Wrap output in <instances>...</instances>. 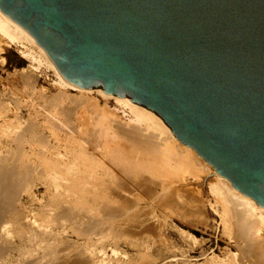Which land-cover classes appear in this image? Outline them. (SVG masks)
I'll return each mask as SVG.
<instances>
[{
	"label": "bare ground",
	"instance_id": "bare-ground-1",
	"mask_svg": "<svg viewBox=\"0 0 264 264\" xmlns=\"http://www.w3.org/2000/svg\"><path fill=\"white\" fill-rule=\"evenodd\" d=\"M0 36L29 60L21 76L32 96L42 68L57 87L55 96L39 94L42 102L19 100L15 127L13 109L0 98V264H133L127 250L119 253L123 245L140 264H264V209L220 179L157 115L102 89L67 84L41 44L1 11ZM188 177L206 178L211 200L195 194L186 207L179 185ZM209 208L235 251L227 245L216 256L205 242L192 258L197 252H180L167 232Z\"/></svg>",
	"mask_w": 264,
	"mask_h": 264
},
{
	"label": "water",
	"instance_id": "water-1",
	"mask_svg": "<svg viewBox=\"0 0 264 264\" xmlns=\"http://www.w3.org/2000/svg\"><path fill=\"white\" fill-rule=\"evenodd\" d=\"M61 78L157 115L264 209V0H0Z\"/></svg>",
	"mask_w": 264,
	"mask_h": 264
},
{
	"label": "rangeland",
	"instance_id": "rangeland-1",
	"mask_svg": "<svg viewBox=\"0 0 264 264\" xmlns=\"http://www.w3.org/2000/svg\"><path fill=\"white\" fill-rule=\"evenodd\" d=\"M5 40L6 39L3 40V38L0 36V49H1V52H0V93L3 94V95L0 94V96H1L0 98H3V99L6 98V100H7L6 102L10 106L9 112H10V109L11 110L13 109V111H11L12 113L8 112L9 113L8 114V116H9L8 121L10 122L9 123L10 125L15 127V126H19L18 125L19 121L16 119V117H13V116H15L14 110L17 111V108H16L18 105L17 102L19 100L23 101L21 104V106H22V105L26 104V102H24V101H26L30 96H32L31 90L29 89V91H30L29 92L28 89L23 84L22 76H21L30 67V62L26 58V56L22 53V48L19 47V45H16V44L11 45L10 44V46H9L8 41L6 40L7 41V43H6ZM1 58L5 59V62H3L4 64L1 63V61H2ZM37 72L38 73H36V75H38L37 76L38 77V82H37L38 85L36 84V92L37 91L38 92L37 93L35 92V94H34L35 96L33 95L34 97L33 96L32 97L35 100H39V102H42V101H40V98L42 95L51 97V96H55L57 94V87L55 86V82H54V81H56V78H55V76H53L54 75L53 72L47 71L44 68L38 70ZM39 91H41V92H39ZM69 94L73 96V95H76L77 93H76V91H70ZM109 106L112 110L116 111V113L120 117L124 116L123 110L119 106H117L114 101L110 102ZM14 108H16V109H14ZM22 110H23L22 112L25 114L26 113L25 110L24 109H22ZM10 114H11V116H10ZM10 117H12V118L10 119ZM13 121H15V122L12 124ZM2 122L3 121L0 120V126L2 125ZM188 178H189L188 181L185 182L186 184L183 183L182 185L181 184L179 185V186H181V190H180L181 196H183V197H181V202L184 205L186 204V207L189 204V200H190L189 197L192 198L193 195H194L193 197H195L197 195V197H200L204 202L205 201L207 202V200L208 201L211 200V196H210V193L208 191V186H207L208 183H206V178H204V177L201 179H194L192 177H188ZM182 198H184V199H182ZM156 214H160V212L157 211ZM198 220L193 221L195 223L191 222V224L187 223V221H185V223H187V224L183 223L182 226H181V224L174 222V224L176 223L175 224L176 226L171 225L172 228L171 227L169 228L170 233L167 232L168 233L167 236L168 237L170 236L169 237L171 239L170 241H173L174 244L177 243V247L180 248V250H181L180 252H185V251L192 249V251H194V252L196 251L197 253H194V254L192 253V255L189 253L190 255L188 254V256H190V257L194 256L192 258H197V257H199L200 252H201L199 250L201 248L200 244L205 243V242H207L206 248H208V249L211 248L210 251H213V254L216 256L221 257L222 256L221 254H223L222 251H225L226 247L227 248L230 247V249L235 251V249H233V247H232L234 244L230 243V242H232V240L230 241L229 240L230 237L223 235L222 228H220V226H219L220 225L219 224L220 219L216 216V214L212 211L211 208L206 210V212L204 211V216H202V219L198 218ZM203 221L205 224L209 225L208 227H210V228H207V225L205 227L204 226L205 224L203 223ZM198 223L199 224L201 223V224L199 225ZM192 224H194V225H192ZM178 227L181 230V232L178 229H176ZM170 229L171 230L174 229L175 231L173 230L171 233ZM216 229H217V233H216ZM182 231H183V233H182ZM184 233L187 234L189 236V238H182L181 234L184 235ZM193 240L197 241V242H195V244H193L194 246L192 245V243H194ZM228 242H229V244H228ZM196 244H197V246H195ZM227 245H229V247ZM188 246L189 247L191 246V247L189 248ZM192 247H195V248L193 249ZM120 248L118 249L120 251L119 253H122L124 250L125 251L127 250L126 251V252H128V256L126 258L127 260H132L133 264H140L141 259H140V257H138L136 255V252L134 249H131L129 247L126 248V247H124V245L120 246ZM135 255H136V257H135ZM136 259H137V262H136ZM199 263H203V261L202 262L199 261Z\"/></svg>",
	"mask_w": 264,
	"mask_h": 264
}]
</instances>
